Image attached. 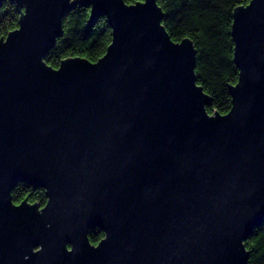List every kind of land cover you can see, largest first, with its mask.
<instances>
[{
    "label": "water",
    "instance_id": "water-1",
    "mask_svg": "<svg viewBox=\"0 0 264 264\" xmlns=\"http://www.w3.org/2000/svg\"><path fill=\"white\" fill-rule=\"evenodd\" d=\"M10 1L21 16L0 39V264H247L264 223V0L234 11L226 114L208 112L194 43L171 38L158 0ZM78 6L107 17L112 41L96 62L53 68L44 58ZM20 182L47 204L14 202Z\"/></svg>",
    "mask_w": 264,
    "mask_h": 264
},
{
    "label": "trees",
    "instance_id": "trees-1",
    "mask_svg": "<svg viewBox=\"0 0 264 264\" xmlns=\"http://www.w3.org/2000/svg\"><path fill=\"white\" fill-rule=\"evenodd\" d=\"M132 4L141 0H125ZM251 0H158L164 17L163 25L171 38L178 42L185 38L193 41L196 49V76L199 85L211 97L207 107L210 114H226L232 107L230 86L239 79L234 62V42L231 35L236 8ZM89 7L78 6L63 17V36L44 58L53 68H58L66 58L81 57L98 61L112 41V28L106 16L96 23L90 21ZM20 14L14 2L7 0L0 7V39L19 27ZM13 200L21 203L47 204L44 188H35L25 182L18 183L12 191ZM105 237L100 228L89 231L92 244ZM249 252L247 264H264V223L257 227L245 241Z\"/></svg>",
    "mask_w": 264,
    "mask_h": 264
}]
</instances>
